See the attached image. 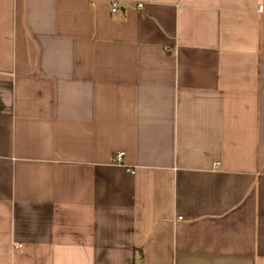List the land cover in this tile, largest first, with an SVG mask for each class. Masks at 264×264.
<instances>
[{
    "label": "crops",
    "instance_id": "crops-1",
    "mask_svg": "<svg viewBox=\"0 0 264 264\" xmlns=\"http://www.w3.org/2000/svg\"><path fill=\"white\" fill-rule=\"evenodd\" d=\"M0 264H264V0H0Z\"/></svg>",
    "mask_w": 264,
    "mask_h": 264
},
{
    "label": "built area",
    "instance_id": "built-area-1",
    "mask_svg": "<svg viewBox=\"0 0 264 264\" xmlns=\"http://www.w3.org/2000/svg\"><path fill=\"white\" fill-rule=\"evenodd\" d=\"M142 3H138L137 4V6L139 7V8H141L142 7ZM117 8H118V5H117V3L116 2H113L112 4H111V11L112 12H114V11H116L117 10ZM123 152L121 151V152H118L116 155H115V159L118 161V162H120L121 160H122V156H123Z\"/></svg>",
    "mask_w": 264,
    "mask_h": 264
}]
</instances>
